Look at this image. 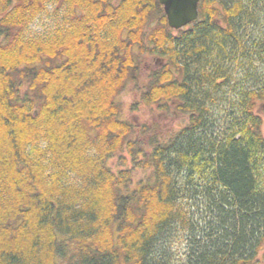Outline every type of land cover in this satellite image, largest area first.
Returning a JSON list of instances; mask_svg holds the SVG:
<instances>
[{
	"label": "trees",
	"instance_id": "1",
	"mask_svg": "<svg viewBox=\"0 0 264 264\" xmlns=\"http://www.w3.org/2000/svg\"><path fill=\"white\" fill-rule=\"evenodd\" d=\"M50 6L54 24L30 35ZM198 9L175 30L159 0H0V264H258L264 0ZM238 66L249 84L230 94ZM130 84L188 124L134 138ZM123 150L152 170L136 187L108 166Z\"/></svg>",
	"mask_w": 264,
	"mask_h": 264
},
{
	"label": "rangeland",
	"instance_id": "2",
	"mask_svg": "<svg viewBox=\"0 0 264 264\" xmlns=\"http://www.w3.org/2000/svg\"><path fill=\"white\" fill-rule=\"evenodd\" d=\"M52 6L49 7V13L45 14L41 18H38L34 21V23L31 26L30 29V35H40L45 33L49 28L54 24L55 17L53 16ZM264 61L256 62L253 66L254 68H258L264 77ZM158 64L157 59H152L147 57L144 62V67L146 69H150L152 65ZM248 62H245V69L249 70L250 65H248ZM252 67V66H251ZM244 68H241L238 66L237 70L235 71L236 75L235 78L237 79L235 82H232L231 86L229 87V92L231 94L234 93L233 86L236 85H242V86H248L249 80L246 78V75H244L243 70ZM260 77V76H258ZM260 79V78H259ZM258 79V80H259ZM251 84V83H250ZM118 101L121 103L122 106V118L133 123L135 125L136 135L134 138L141 136L143 139H146L145 141H148V139H151L152 136L156 137L162 142L167 141L172 135L178 133L182 128H184L188 124L189 115L180 111L177 109L175 103H169L167 105V108H163V105L159 104H151L147 105L143 103L140 100L139 93H137L135 90H133L132 85H128V87L121 92V94L118 97ZM260 112V110H258ZM264 119V112H260ZM225 119L227 118V115H223L221 113L216 114V118L221 119L222 117ZM223 119V121H224ZM147 128L148 133L143 136V130ZM218 129V126L215 128ZM227 129V126H225L224 129L219 130L221 134L225 133V130ZM263 130H264V123H263ZM149 142V141H148ZM147 149L150 150V144H145ZM122 158H125L126 162L122 160ZM124 162V163H123ZM108 166L115 172H117L120 169H132V187H136V185L140 181H146L148 180V177L152 175V170H146L141 167H137L135 165L131 155L128 154L127 150H123L121 152L116 153L113 157H111L108 160ZM195 205L197 204V201L194 202ZM193 200L189 202H184L185 205L190 207V204H194ZM179 243V242H178ZM177 243V244H178ZM174 245V250L176 253H179L180 251L183 253V250L181 249L182 246L180 245V248L178 245ZM184 247V245H183ZM258 264H264V250L260 252V254L257 257Z\"/></svg>",
	"mask_w": 264,
	"mask_h": 264
},
{
	"label": "water",
	"instance_id": "3",
	"mask_svg": "<svg viewBox=\"0 0 264 264\" xmlns=\"http://www.w3.org/2000/svg\"><path fill=\"white\" fill-rule=\"evenodd\" d=\"M159 1L164 7L168 24L172 29H182L198 19L200 0Z\"/></svg>",
	"mask_w": 264,
	"mask_h": 264
},
{
	"label": "flooded vegetation",
	"instance_id": "4",
	"mask_svg": "<svg viewBox=\"0 0 264 264\" xmlns=\"http://www.w3.org/2000/svg\"><path fill=\"white\" fill-rule=\"evenodd\" d=\"M260 112H263V111L260 110Z\"/></svg>",
	"mask_w": 264,
	"mask_h": 264
}]
</instances>
